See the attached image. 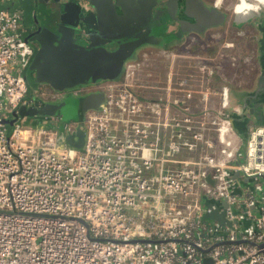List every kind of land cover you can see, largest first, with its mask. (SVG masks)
Here are the masks:
<instances>
[{
  "label": "built area",
  "instance_id": "2783aa9c",
  "mask_svg": "<svg viewBox=\"0 0 264 264\" xmlns=\"http://www.w3.org/2000/svg\"><path fill=\"white\" fill-rule=\"evenodd\" d=\"M6 1L0 264H264V123L243 141L230 87L214 89L211 64L193 57L154 81L149 63L128 59L119 77L89 88L105 99L82 119L62 128L17 119L9 129L6 118L26 102L32 47L20 8ZM79 126L82 147L65 140ZM214 210L223 223L205 217Z\"/></svg>",
  "mask_w": 264,
  "mask_h": 264
},
{
  "label": "water",
  "instance_id": "95a60500",
  "mask_svg": "<svg viewBox=\"0 0 264 264\" xmlns=\"http://www.w3.org/2000/svg\"><path fill=\"white\" fill-rule=\"evenodd\" d=\"M189 1L196 3L197 19L207 22L212 8L207 6L204 0H182L184 12H188ZM90 2L96 7L95 11H87L80 3L73 2L72 4L77 6L78 24L66 23V25L73 28L85 25L95 34L94 37H85L89 40L86 46L77 44V40L82 36L74 40L57 37L43 41L32 66L37 71L35 81L49 82L55 88L65 89L78 84H93L105 79H114L122 74L125 62L134 58L139 48L147 44L163 45L162 38L158 35L160 26L156 24L146 27L154 15V7L158 4V0H90ZM100 2H103V5ZM69 4L71 3L61 0L62 17L68 11ZM172 4L179 7L181 2L170 0L167 7L170 12ZM185 29H195L199 32L204 30L201 27ZM109 43H115L117 46L110 48ZM262 69L260 80L264 76V67ZM260 92L261 90L257 89L255 93L260 94ZM104 99L103 91H90L83 98L74 97L72 101L79 113V110L99 108L104 103ZM63 100L33 107L27 111L31 110V114H41L45 120L53 119V116L63 117L66 105ZM23 108L13 110L11 116L6 118V122L13 125L14 121L20 118ZM50 109L51 111L48 112ZM247 111L255 116L257 122L264 123V99L257 101L249 110L246 105H242V111L231 114L233 125L240 131L244 140L247 136L246 127L249 118ZM82 117L83 115L80 114L73 120H80ZM65 140L71 145L82 147L85 141L84 129L79 126L75 133L67 134ZM261 177L264 179V174H261ZM207 178L212 181L210 176ZM205 217L218 218L222 223L225 219L224 211L218 210L207 212ZM204 264H210V259L206 258Z\"/></svg>",
  "mask_w": 264,
  "mask_h": 264
},
{
  "label": "flooded vegetation",
  "instance_id": "af4514ba",
  "mask_svg": "<svg viewBox=\"0 0 264 264\" xmlns=\"http://www.w3.org/2000/svg\"><path fill=\"white\" fill-rule=\"evenodd\" d=\"M65 2H70L68 7V11L62 17V7L61 0H16L17 7L20 8L21 11V22H22V32L26 40L30 43L32 47V53L28 64L23 69V74L28 83V92L26 95V102L28 107H41L49 102H58L63 100L65 97H81L83 98L87 93H89L91 89H89L93 84H78L76 86L58 89L53 87L49 82L45 81H35L37 78V71L34 66V59L36 54L41 47L43 41L49 39L63 38L65 40L72 39L74 36L85 35L87 37H94V33L90 31V29L86 28L85 25L69 27L66 23L70 24H78L76 19L77 15V6L73 5V2L80 3L84 9L87 11H95L96 7L91 4L90 0H63ZM170 0H158V4L154 7V15L151 17L150 22L146 25L152 26L158 24L160 27L159 36L162 38L163 45H159L162 47L169 48H177L187 43H192L193 41H197L198 37L206 36L207 31L210 29L211 31L217 28H223L227 26L230 22V25L236 29L241 30L244 28L245 23L242 24L241 27H238L235 22H241L243 17L239 14L241 11L251 12L256 14L258 11L264 10V0L260 2L258 7H251L248 9L244 6L243 3L238 2L235 10L232 12L228 11L227 8L222 7L221 5H216L215 0H204L205 4L210 7L213 6L218 8L222 12L226 13V21L219 26L209 27L206 26L207 22L203 19L198 20L197 7L196 3L193 1L190 2V7L188 12H184V8L182 6V0H180L181 4L177 7L175 4H172L170 10H167L168 2ZM173 1V0H172ZM103 5V2H100ZM120 11L119 7H117ZM234 14L231 19L230 15ZM250 26V25H248ZM192 27H201L204 28L202 32H199L195 29L186 30L185 28ZM185 29V30H184ZM249 31L251 33L250 28H244L243 31ZM242 31V32H243ZM192 38L195 40L190 41ZM57 42V40H55ZM110 48H115L117 44L109 43ZM260 66V65H259ZM32 86H35L34 92L31 91ZM43 88H48L47 90H43ZM73 88V89H71ZM52 90L54 93H51ZM79 113L83 116L86 111L79 110ZM38 120H42L43 117L41 114H37ZM57 118H61L59 116H55Z\"/></svg>",
  "mask_w": 264,
  "mask_h": 264
},
{
  "label": "rangeland",
  "instance_id": "374dc122",
  "mask_svg": "<svg viewBox=\"0 0 264 264\" xmlns=\"http://www.w3.org/2000/svg\"><path fill=\"white\" fill-rule=\"evenodd\" d=\"M238 2L243 3L248 9L252 6L250 0H222L220 5L232 12L235 10ZM4 6L8 9H14L17 7V2L16 0H9L4 3ZM261 12L264 16V11H260V13ZM230 16L232 19L234 14H231ZM260 18V15H256L253 19L258 20ZM248 25H252L250 26L251 33L245 30L243 33L238 31L237 33L239 34H237L236 29H234L229 22V24L223 28L220 27L213 31L209 29L206 36L198 37L199 39H196L197 41H193L195 39L192 38L190 40L193 41L192 43H184V45L177 47L175 53L172 49H164L161 47H153L147 50H144V48L136 54L134 58L137 59V61H143L150 64L153 73L152 80L154 81H163L166 72L171 65L180 70L181 66H186L188 63H191L194 58H205L211 64L210 66L213 68L214 72H220L224 76H227L228 81L245 84L251 80L259 66L257 57L250 59L251 49L254 46L253 43H256L255 35L257 29L251 22H249ZM81 36L82 38L77 40V44L86 46L89 40L88 38H85L87 36ZM75 38H78V36H74L71 40H74ZM228 52L235 53L238 56L228 55ZM234 57H237L236 60ZM232 77L233 79H230ZM34 88L35 86H32V92H34ZM43 90L49 92L48 88H43ZM50 91L51 93H54L52 90ZM63 101H65L66 104L64 106L65 116L59 119L38 120L36 114H31V110L29 112L27 111L28 109H31V107H28L27 104L24 103L19 107L20 109L24 108L21 110V116L16 122L24 127L40 124L49 127H62L66 121L73 120L80 115L73 105L72 97H65ZM50 111L51 109L48 112ZM8 126L9 129L12 128V125L9 124ZM243 141L245 142L244 139Z\"/></svg>",
  "mask_w": 264,
  "mask_h": 264
},
{
  "label": "crops",
  "instance_id": "0c3cea01",
  "mask_svg": "<svg viewBox=\"0 0 264 264\" xmlns=\"http://www.w3.org/2000/svg\"><path fill=\"white\" fill-rule=\"evenodd\" d=\"M261 1L262 0H253V2H250L252 5L251 7H258L260 5ZM256 15H260L261 18L258 20L253 19L254 16H256ZM254 16L251 18V20H249L247 23H245V26H244V28H250V26H252V25L248 26V23L251 22V23H253V26L257 29V33L255 35L256 43H253L254 46L251 49L250 59H252L253 57H257V61H258L260 66H258V69H257L256 73L254 74V76L251 78V80L249 82H247L245 84H240V83H235L234 81L233 82L228 81V77L224 76L220 72L219 73L214 72V74L212 75V85H213L214 89H218L224 84H227L230 87V106H231L230 113L231 114H233L235 112L242 111V105L243 106L246 105L247 110H249V108H251L252 105L256 104L257 101H259L260 99H264V76L260 80V76L263 73L262 68L264 67V16H263L262 12L260 13L259 11L256 14H254ZM244 28H241V30H236V33L238 31L242 32ZM243 32H245V31H243ZM237 34H239V33H237ZM252 41H253V39H252ZM153 47H156V48L161 47L164 49H172L173 51H177V50H175L177 48H169V47L167 48V47L147 44V45H144L141 48H139L137 54L144 48H145L144 50H147V49H151ZM228 55L238 56L237 54L231 53V52H228ZM236 58L237 57H234L235 60H236ZM230 79H233V77ZM257 89L261 90L260 94L255 93ZM236 106H239L240 109H239V107H236ZM234 107L238 108L239 110H237V111L234 110ZM247 116L249 118L247 120L246 134L248 133V130H249V127L251 124L263 123V122H257L255 116L253 114H251L249 111H247ZM237 131L242 136V134L240 133V131L238 129H237ZM251 181H252V179H248V180L244 179L243 184L250 183ZM258 181L261 183V186H263V188H264V179L260 176ZM260 192L261 191H258L259 195H260Z\"/></svg>",
  "mask_w": 264,
  "mask_h": 264
},
{
  "label": "bare ground",
  "instance_id": "6f19581e",
  "mask_svg": "<svg viewBox=\"0 0 264 264\" xmlns=\"http://www.w3.org/2000/svg\"><path fill=\"white\" fill-rule=\"evenodd\" d=\"M222 0H215V4L216 5H220V2ZM251 2H253V0H250ZM210 7L212 8L211 13L208 15L207 17V23L209 27H214V26H219L222 25L225 21H226V13L222 12L221 10H219L218 8H215L213 6L210 5ZM264 11V10H263ZM242 16L243 19L241 22L236 21L235 24L238 27H241L243 23L248 22L249 20H251V18L254 16V13L251 12H245L244 10L240 12L239 17ZM232 105V104H231Z\"/></svg>",
  "mask_w": 264,
  "mask_h": 264
},
{
  "label": "trees",
  "instance_id": "16d2710c",
  "mask_svg": "<svg viewBox=\"0 0 264 264\" xmlns=\"http://www.w3.org/2000/svg\"><path fill=\"white\" fill-rule=\"evenodd\" d=\"M38 124V123H37Z\"/></svg>",
  "mask_w": 264,
  "mask_h": 264
}]
</instances>
